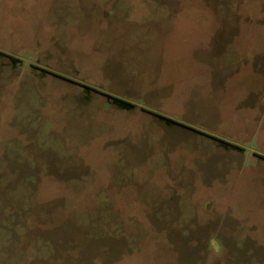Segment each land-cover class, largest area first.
<instances>
[{
	"label": "rangeland",
	"instance_id": "374dc122",
	"mask_svg": "<svg viewBox=\"0 0 264 264\" xmlns=\"http://www.w3.org/2000/svg\"><path fill=\"white\" fill-rule=\"evenodd\" d=\"M211 41L264 56V0H0V264L264 260V75Z\"/></svg>",
	"mask_w": 264,
	"mask_h": 264
},
{
	"label": "crops",
	"instance_id": "0c3cea01",
	"mask_svg": "<svg viewBox=\"0 0 264 264\" xmlns=\"http://www.w3.org/2000/svg\"><path fill=\"white\" fill-rule=\"evenodd\" d=\"M217 44L213 43L211 41V49H213L215 47H217V48L219 47V48H221L223 50L213 51V56L219 57V58H221L224 61L223 67H224V69L227 70L226 73H229V72L233 73L235 70H241V68L243 66H245V67H247V70L249 69L251 72H253L255 74L264 75V56H255V57L249 58L246 55L236 54L235 51L229 50L228 46H226V47L222 46L223 45L222 43H217ZM247 48H249V47H247ZM11 63L13 64L12 61H11ZM136 107H137V105H136ZM142 108L147 109L146 107L141 106L140 109L142 111H144V112H148L146 110H143ZM147 110L155 112V113H158L157 111H154V110H150V109H147ZM148 113H150V112H148ZM166 116H168V115H166ZM168 117H171V116H168ZM189 127H192V126H189ZM201 252H203V251H201ZM251 252L247 251V250H239L238 252L230 251V255H232V256L239 255L240 257H247V256L258 257V256H263L264 255V253H258L257 251H251ZM243 261H244V264H249V262H250L249 260H243ZM256 261H257L256 264H264V260H260V259L258 260L257 259Z\"/></svg>",
	"mask_w": 264,
	"mask_h": 264
},
{
	"label": "trees",
	"instance_id": "16d2710c",
	"mask_svg": "<svg viewBox=\"0 0 264 264\" xmlns=\"http://www.w3.org/2000/svg\"><path fill=\"white\" fill-rule=\"evenodd\" d=\"M11 60H12L13 64H15L16 62L19 61L18 59L14 58V57H11ZM43 71H45V70H43ZM83 86L86 89L87 94H90L92 91L102 93L101 91H99L98 89H96V88H94L92 86H89V85H83ZM103 94L106 95V97H107L109 102H111L113 105H115V106H117V107H119L121 109L131 110V109L136 107V105L134 103L130 102V101L124 100V99L119 98L117 96H114L112 94H107V93H103ZM142 109L150 112L153 115H155L156 117H158L161 121H163L168 126L180 125V126H184V127H187V128H191V129H193L195 131H198V132H203V131H200L198 129L189 127L188 125H186V124H184V123H182V122H180V121H178V120H176L174 118L168 117V116L160 114V113H155V112L149 111V110L144 109V108H142ZM203 134H205V132ZM207 135L208 136H212V135H209V134H207ZM213 137L216 138V136H213ZM216 139H218V138H216ZM220 141L222 142V144L226 148H227V146L237 147V145L232 144L231 142H227V141H224V140H221V139H220Z\"/></svg>",
	"mask_w": 264,
	"mask_h": 264
}]
</instances>
